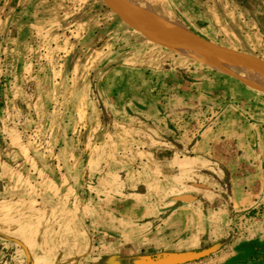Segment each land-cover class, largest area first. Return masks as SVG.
<instances>
[{
    "label": "rangeland",
    "instance_id": "rangeland-1",
    "mask_svg": "<svg viewBox=\"0 0 264 264\" xmlns=\"http://www.w3.org/2000/svg\"><path fill=\"white\" fill-rule=\"evenodd\" d=\"M111 1L152 33L179 37L171 20L264 63V0ZM173 42L103 0H0V264H170L209 245L179 264H264V174L249 207L228 209L226 188L232 167L264 166L250 152L264 155V79L240 57ZM239 124L258 139L235 137ZM209 128L238 167L196 160L191 137ZM177 144L187 169L161 173V148Z\"/></svg>",
    "mask_w": 264,
    "mask_h": 264
},
{
    "label": "crops",
    "instance_id": "crops-1",
    "mask_svg": "<svg viewBox=\"0 0 264 264\" xmlns=\"http://www.w3.org/2000/svg\"><path fill=\"white\" fill-rule=\"evenodd\" d=\"M251 1H256V0H251ZM258 2H262V0H258ZM230 116H231V114H230ZM227 118L229 119V117H227ZM226 126H227V124H226ZM238 127H239L238 130L237 131L235 130V132L237 133V135H235V137H237L238 139L241 138V136H242L243 141H246V136H249L250 141L258 139V136L256 137V135L254 136L252 133L245 134V132H244L242 134L241 128H240L241 124H239ZM225 133H226V131L222 134V138H220L221 140H226V139L231 138V137L230 138L227 137L228 133L227 134H225ZM218 136H219V133H218V130L216 128L215 129L209 128L204 136H201L200 134L194 135V136L192 135V137H191L192 145L190 146L189 150L191 152H195L196 160H198L197 157L202 158V155H205L206 157H210V158H214L215 160H219L218 162H220L222 160H223L222 162L225 164H226V162H228L227 165L229 167H231V166H237L238 167L237 164H239L241 162L240 161L241 160V154L240 153H237L234 156H231L228 154V156H229L228 159H226L225 156H221L220 153L217 157V155L214 151V148L211 145H208V141H212L213 137L215 140V137L219 138ZM259 138L261 139V141H264V130L261 131ZM181 142H183V141H181ZM179 145L180 144H177L178 147L176 149V151H178V152L171 151L169 147H162L161 148V150H162V153H161L162 155H161V159H160L161 173H164L166 171L167 167H165V166L172 167L173 168L172 170L176 169L177 166H182L178 169V170L182 171L181 174L184 173V170L187 169V168L183 167V166H186V163H185L186 159L183 157L185 150H181V152H180L179 151L180 150ZM182 148H184V147H182ZM250 152H251V158L253 160H256V158L258 156L264 157V155L259 152V149L255 148V147L253 148V151H250ZM150 155L152 156L153 154H150ZM163 155H165V156H163ZM218 162L216 161L213 163L217 166V165H219ZM260 163L261 162L257 161L253 165L250 164V166H248L247 169L242 167V171L236 170V167L231 168V174H233V175L230 178H228V181L226 182V184H227L226 188H227V193H228V195H227L228 196V205H227L228 209L233 210L236 207L237 208H239V207L245 208V207L251 206L252 204H254L256 202H260L259 196H260V190L261 189H260L258 181H259L260 175L264 174V171H263L264 166L262 167V165H260ZM210 168H212V170H213V168H214L213 165H210ZM170 170L171 169H169L168 171H170ZM233 170H236V171H233ZM168 175H172L170 177H172L173 179H174V177H176L175 173L168 174ZM182 180H183V178H181V181ZM218 191H216V196H219ZM182 194H185V193H181V195ZM193 194L196 195L195 199H193V201H195L197 199V194L196 193H193ZM178 201L186 202V201H182V200H178ZM188 201H190V200H188ZM175 213L180 214L179 211H177ZM179 235H180V232H177L176 235L174 236V238H177ZM176 253L177 252H174L173 254H176ZM187 253L188 252L178 253V254L182 255V254H187ZM138 260H140V259L137 258V259H134L133 261L137 262ZM118 261H119L118 263L121 264V259H119ZM189 261H191V260H189ZM182 263H184V262H182Z\"/></svg>",
    "mask_w": 264,
    "mask_h": 264
},
{
    "label": "water",
    "instance_id": "water-1",
    "mask_svg": "<svg viewBox=\"0 0 264 264\" xmlns=\"http://www.w3.org/2000/svg\"><path fill=\"white\" fill-rule=\"evenodd\" d=\"M103 1L110 8V10L112 12H114L124 23L129 25L131 28L136 29L140 33H143L145 35H150L152 39H154L158 42L166 43V44H172V43H174L173 41L178 39L179 41H184L188 45H190L191 47L198 49V50H201V51L212 52V53L220 54L223 56L240 57L244 60H247V62H249L251 65L256 66L257 68H259L261 70H264V63L263 62L259 61L258 59L254 58L253 56H251L245 52L235 51V50L227 49V48H224L221 46L212 45V44H208V43H207V45H203V44L198 43L197 41L193 40L190 37H185V36H181V35L177 38H171V37H168L167 35L152 33V32H150L144 28H141L137 25H134V24H131L130 22H128L127 19L125 17H123V14L121 12H119V10L115 7V5H113V2L111 0H103ZM174 199L182 200V201H188L191 198L189 196H187L186 194H182V195L174 197ZM198 257H199V255L195 254V253L182 254V255H179L177 258L173 259V261H171L170 264L182 263L183 261H189V260H195ZM153 264H162V263L158 262L157 260H154Z\"/></svg>",
    "mask_w": 264,
    "mask_h": 264
},
{
    "label": "trees",
    "instance_id": "trees-1",
    "mask_svg": "<svg viewBox=\"0 0 264 264\" xmlns=\"http://www.w3.org/2000/svg\"><path fill=\"white\" fill-rule=\"evenodd\" d=\"M49 176H51L52 180H54V182L56 184L58 183V181H59L61 176H60V172L57 170V168L54 165L51 166V170H50V175ZM76 191H77V193H79V192H82L83 194L85 193L84 190L76 189ZM185 194L191 198L189 200L195 199V196H196L195 194H193V193H185ZM177 196H179V195H177ZM251 242H252L253 246L255 247V249H254L255 251H253V253H255L256 250H257V245L258 244L256 243V241H251ZM212 248L213 247H211V245H209V246L204 247V248L193 249L192 251H190L188 253L198 254L199 257L197 259H200V258L205 257L206 255H208L212 251ZM183 262H186V261H183ZM174 264H179V263H174Z\"/></svg>",
    "mask_w": 264,
    "mask_h": 264
},
{
    "label": "bare ground",
    "instance_id": "bare-ground-1",
    "mask_svg": "<svg viewBox=\"0 0 264 264\" xmlns=\"http://www.w3.org/2000/svg\"><path fill=\"white\" fill-rule=\"evenodd\" d=\"M146 12V11H145ZM147 13V12H146ZM157 16V15H156ZM151 17V22H153V23H156V22H154L153 20H156V18L154 17V15H151L150 16ZM157 18L159 19V17L157 16ZM148 19H150V18H148ZM161 21H163V24L165 25L166 23H170L178 32H179V34L181 35L182 34V32L183 33H185L187 36H189V37H191L192 39H194V37H193V35H192V33H189V32H187L186 30H183V29H180V27L178 28L175 24V22L174 21H171V20H167V19H160ZM168 21V22H167ZM156 25V24H155ZM157 25H158V23H157ZM168 26V25H167ZM169 27V26H168ZM197 40H199V38L197 39ZM196 40V41H197ZM179 45H182V46H184V47H187V48H193V47H191L190 45H188L187 43H183V44H179ZM205 45V44H204ZM202 55V57H204L205 59H207L208 61H211V62H217V61H215V60H213L211 57H205V56H203V54H201ZM222 62L223 63H225V64H228L229 62H227V60H222ZM242 71H245L244 73H246V72H249V73H253L252 75H256V76H258V77H260V78H262V79H264V71H262V70H259V69H243ZM248 73V74H249ZM250 78V77H249Z\"/></svg>",
    "mask_w": 264,
    "mask_h": 264
}]
</instances>
